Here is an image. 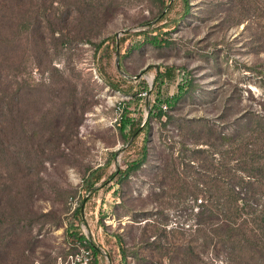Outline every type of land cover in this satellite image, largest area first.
Listing matches in <instances>:
<instances>
[{
  "label": "rangeland",
  "instance_id": "1",
  "mask_svg": "<svg viewBox=\"0 0 264 264\" xmlns=\"http://www.w3.org/2000/svg\"><path fill=\"white\" fill-rule=\"evenodd\" d=\"M188 3L0 0V264H263L221 209L264 208V0Z\"/></svg>",
  "mask_w": 264,
  "mask_h": 264
},
{
  "label": "trees",
  "instance_id": "2",
  "mask_svg": "<svg viewBox=\"0 0 264 264\" xmlns=\"http://www.w3.org/2000/svg\"><path fill=\"white\" fill-rule=\"evenodd\" d=\"M185 2L188 7L189 6L188 0H185ZM110 86L117 88V86H115L113 83H111ZM161 115L162 114H160V116ZM122 127H123L122 128L123 132L126 131V129H130L129 132L131 137H135L142 131L141 130L142 128L140 127L135 128L133 121L128 119L126 120V122L123 123ZM254 132L256 134L255 138L257 139L256 140L257 142L255 144L256 148H254L253 146L251 150L249 149V146H247L248 145L247 144L245 146L246 150H244V152L241 153V156L237 158L236 160L237 162L235 163L237 166L235 172L241 170L242 173L240 176H236L237 177L236 187L240 185L251 189L253 186H258V185L264 186V158L261 155V153H264V141H261L264 136V124L261 122V120L257 122ZM2 152L3 150L2 147L0 146V154ZM145 157L146 156L144 155L143 158L138 159L132 163H129L125 171L123 172L119 171V172L123 173L127 177L132 171L142 166L143 162L145 161ZM228 165L229 163H225L223 167H227ZM90 182L91 180H89L88 183ZM88 186H89L88 191H90V193L97 190V188H95L94 183H90ZM228 191H229L228 196L230 195L229 199L231 200L232 204H235L238 201V199H240L239 197L240 193L235 192L233 188H229ZM221 199L222 198H218V197L217 199L214 200L212 199L211 206H208L206 203H203L199 206L206 208L209 211H214L215 209L218 211L219 209H221L220 208L221 204L219 203ZM240 203L242 204V201H240ZM4 204H6V202H4ZM243 207H247V203L244 204ZM221 211L225 212L226 214L228 213V215H230L229 219L227 216V218L222 224L223 227H225L226 229L224 239L229 243L230 246L229 248L231 250L232 248H234L236 252L239 251V253H241L242 255L248 256L250 258H252L253 255H254L253 258H256V256L258 257V254L260 256L264 255L263 252L264 251V208H262L261 210L249 208L248 212H252V214L249 213V215H251L253 218L252 220L254 226V228L250 230L252 234L249 236H247L245 230L239 229L241 225L237 226V216L239 215V209H235L233 205V207L232 206L223 207ZM234 216H235V221H233ZM248 222H249L248 220H244L242 226L248 225ZM118 239L120 242V248L122 249L123 258L125 259L126 254L122 246V241L120 238ZM258 250L260 251L258 252ZM95 253L100 254V250L95 248ZM261 259L262 261H264V256H262Z\"/></svg>",
  "mask_w": 264,
  "mask_h": 264
},
{
  "label": "built area",
  "instance_id": "3",
  "mask_svg": "<svg viewBox=\"0 0 264 264\" xmlns=\"http://www.w3.org/2000/svg\"><path fill=\"white\" fill-rule=\"evenodd\" d=\"M197 202L199 203V205L205 203L202 199H199ZM85 263H88V261H86Z\"/></svg>",
  "mask_w": 264,
  "mask_h": 264
}]
</instances>
